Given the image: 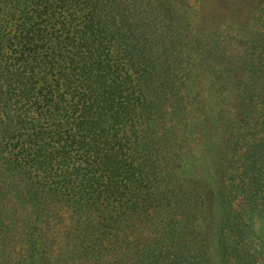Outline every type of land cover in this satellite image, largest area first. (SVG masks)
Wrapping results in <instances>:
<instances>
[{
	"label": "trees",
	"instance_id": "trees-1",
	"mask_svg": "<svg viewBox=\"0 0 264 264\" xmlns=\"http://www.w3.org/2000/svg\"><path fill=\"white\" fill-rule=\"evenodd\" d=\"M252 14L207 56L180 0H0V264H213L183 177L199 54L244 97L212 170L218 263L262 264L264 0Z\"/></svg>",
	"mask_w": 264,
	"mask_h": 264
},
{
	"label": "rangeland",
	"instance_id": "rangeland-1",
	"mask_svg": "<svg viewBox=\"0 0 264 264\" xmlns=\"http://www.w3.org/2000/svg\"><path fill=\"white\" fill-rule=\"evenodd\" d=\"M260 1L180 0L185 16L193 27L196 41L201 45V54L207 56L210 41L228 43L235 39L245 40L246 35L255 30V20L251 15ZM201 54L195 66L197 100L191 106V127L185 147L183 177L202 193L209 223L203 224L202 229H209L213 264H219L212 237L217 230L220 214L216 198L217 184L212 170L227 140V122L241 118L244 97L240 89L227 79L224 78L222 82L213 79L211 70L215 67L204 61ZM245 217L262 244L264 264V215L248 213Z\"/></svg>",
	"mask_w": 264,
	"mask_h": 264
}]
</instances>
